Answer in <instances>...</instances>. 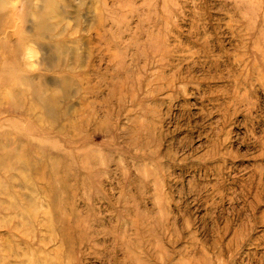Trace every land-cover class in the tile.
I'll list each match as a JSON object with an SVG mask.
<instances>
[{"label": "rangeland", "instance_id": "1", "mask_svg": "<svg viewBox=\"0 0 264 264\" xmlns=\"http://www.w3.org/2000/svg\"><path fill=\"white\" fill-rule=\"evenodd\" d=\"M0 264H264V0H0Z\"/></svg>", "mask_w": 264, "mask_h": 264}]
</instances>
